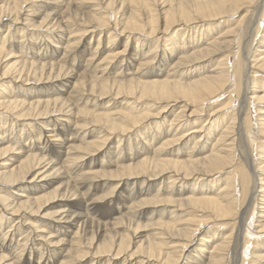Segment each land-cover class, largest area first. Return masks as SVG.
Wrapping results in <instances>:
<instances>
[{
	"label": "bare ground",
	"instance_id": "1",
	"mask_svg": "<svg viewBox=\"0 0 264 264\" xmlns=\"http://www.w3.org/2000/svg\"><path fill=\"white\" fill-rule=\"evenodd\" d=\"M247 262L264 0H0V264Z\"/></svg>",
	"mask_w": 264,
	"mask_h": 264
},
{
	"label": "rangeland",
	"instance_id": "2",
	"mask_svg": "<svg viewBox=\"0 0 264 264\" xmlns=\"http://www.w3.org/2000/svg\"><path fill=\"white\" fill-rule=\"evenodd\" d=\"M261 74H257V76H260ZM229 93V92H228ZM228 93H226L225 95H227ZM231 95H233V94H231ZM223 101V100H222ZM234 104H235V102H234ZM225 176V175H224ZM257 235V236H256ZM261 237V235H259V234H255L254 235V238L252 237V239H258V238H260ZM249 246V245H248ZM251 247V245L249 246V249H252V247ZM187 251H190L191 252V248H188L187 249ZM193 251H194V249H193ZM192 251V252H193ZM248 258V257H247ZM249 263H253V262H247V263H244V264H249ZM256 264H259L258 262L256 263Z\"/></svg>",
	"mask_w": 264,
	"mask_h": 264
}]
</instances>
